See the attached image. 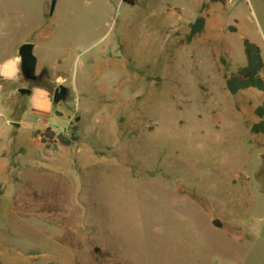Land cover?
Here are the masks:
<instances>
[{"label":"rangeland","instance_id":"1","mask_svg":"<svg viewBox=\"0 0 264 264\" xmlns=\"http://www.w3.org/2000/svg\"><path fill=\"white\" fill-rule=\"evenodd\" d=\"M50 6L0 0V61L33 42L38 75L0 79V264H264V91L225 84L244 39L264 56V0Z\"/></svg>","mask_w":264,"mask_h":264},{"label":"trees","instance_id":"2","mask_svg":"<svg viewBox=\"0 0 264 264\" xmlns=\"http://www.w3.org/2000/svg\"><path fill=\"white\" fill-rule=\"evenodd\" d=\"M130 4H135V0H123ZM213 2L224 0H211ZM206 5H203V8ZM206 17L203 14L202 9L199 15L189 24V32L186 36V42L190 43L197 37H199L205 29ZM244 52L246 55V65L239 67L235 72L226 77V88L231 94H237L248 88H255L257 90L264 91V78L262 76V71L264 69V58L262 54L261 47L250 41L249 39H244ZM255 114L261 119L259 122L254 123L251 126V132L254 134L264 133V102L259 105ZM49 133L44 134V139L53 140L55 138V133L50 128L47 129ZM57 142L63 146H71L78 141V137L75 133L70 136H65L59 134L56 136Z\"/></svg>","mask_w":264,"mask_h":264},{"label":"water","instance_id":"3","mask_svg":"<svg viewBox=\"0 0 264 264\" xmlns=\"http://www.w3.org/2000/svg\"><path fill=\"white\" fill-rule=\"evenodd\" d=\"M58 0H51V6H50V14H52L55 10V6ZM34 48L35 45L33 42H25L23 43L19 48V54L22 57V63H21V70L24 75V77L28 80L35 81L37 79V57L34 54ZM19 92L21 94H30L31 90L27 88H21L19 89ZM68 93V88L64 85H60L55 89L53 101L55 104H58L62 100L65 99L66 95ZM57 115H61L62 113L59 111H56ZM213 225L216 227H220L221 222L219 219H215L213 221Z\"/></svg>","mask_w":264,"mask_h":264},{"label":"clouds","instance_id":"4","mask_svg":"<svg viewBox=\"0 0 264 264\" xmlns=\"http://www.w3.org/2000/svg\"><path fill=\"white\" fill-rule=\"evenodd\" d=\"M21 63L22 57L20 55H12L7 57L5 60L0 61V79H4L6 81H16L21 74ZM79 67L74 66L71 76L73 79L78 75ZM56 86L64 85L65 80L62 77H57L55 81ZM75 91V88L72 89ZM37 93L42 94L45 100L49 97V92L46 89L35 88L33 89L32 96L35 97ZM14 92H10L9 95H13Z\"/></svg>","mask_w":264,"mask_h":264},{"label":"bare ground","instance_id":"5","mask_svg":"<svg viewBox=\"0 0 264 264\" xmlns=\"http://www.w3.org/2000/svg\"><path fill=\"white\" fill-rule=\"evenodd\" d=\"M65 194V192L61 191V196H60V200H64V202L66 203V198L65 196L63 195ZM65 212H64V216L67 218V219H78L79 217H81V215H77L70 207L66 206L65 207ZM78 248V247H77ZM84 255V254H83ZM86 256V255H85ZM83 260H85V258H83L82 255L80 254H75V255H72L71 256V264H76V263H81L83 262Z\"/></svg>","mask_w":264,"mask_h":264},{"label":"crops","instance_id":"6","mask_svg":"<svg viewBox=\"0 0 264 264\" xmlns=\"http://www.w3.org/2000/svg\"><path fill=\"white\" fill-rule=\"evenodd\" d=\"M262 52H263V50H262ZM263 58H264V56H263ZM246 65V64H245ZM245 65H243V66H245ZM264 72V69H263V71H262V73ZM264 74V73H263ZM264 76V75H263ZM264 78V77H263ZM248 89H255V88H248ZM247 90V89H246ZM257 90V89H256ZM244 91V90H243Z\"/></svg>","mask_w":264,"mask_h":264},{"label":"built area","instance_id":"7","mask_svg":"<svg viewBox=\"0 0 264 264\" xmlns=\"http://www.w3.org/2000/svg\"><path fill=\"white\" fill-rule=\"evenodd\" d=\"M58 132H61L60 130H57Z\"/></svg>","mask_w":264,"mask_h":264},{"label":"flooded vegetation","instance_id":"8","mask_svg":"<svg viewBox=\"0 0 264 264\" xmlns=\"http://www.w3.org/2000/svg\"><path fill=\"white\" fill-rule=\"evenodd\" d=\"M37 79H38V75H37ZM37 79H36V80H37Z\"/></svg>","mask_w":264,"mask_h":264}]
</instances>
